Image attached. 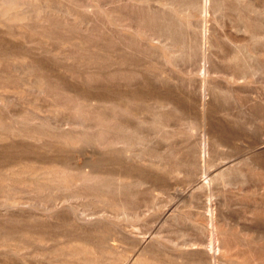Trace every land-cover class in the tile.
Listing matches in <instances>:
<instances>
[{
	"label": "rangeland",
	"instance_id": "374dc122",
	"mask_svg": "<svg viewBox=\"0 0 264 264\" xmlns=\"http://www.w3.org/2000/svg\"><path fill=\"white\" fill-rule=\"evenodd\" d=\"M0 13V264H264V0Z\"/></svg>",
	"mask_w": 264,
	"mask_h": 264
},
{
	"label": "bare ground",
	"instance_id": "6f19581e",
	"mask_svg": "<svg viewBox=\"0 0 264 264\" xmlns=\"http://www.w3.org/2000/svg\"><path fill=\"white\" fill-rule=\"evenodd\" d=\"M4 1H5V0H4ZM2 3H3V2H2ZM2 3H1V6H2ZM7 3H9V2L7 1ZM4 4H5V3H4ZM9 4H10V3H9ZM4 6H5V5H4ZM11 6H12V5H11ZM2 7H3V6H2ZM13 7H14V6H13ZM10 10H11V9H10ZM10 10H9V11H10ZM0 14H1V13H0ZM6 16H7V14H6ZM206 42H207V41H206ZM205 44H206V43H205ZM205 66H206V65H205ZM204 68H205V67H204ZM204 80H205V79H204ZM203 133H204V132H203ZM206 134H207V133H206ZM204 136H205V135H204ZM208 136H209V135H208ZM206 137H207V135H206ZM205 139H206V138H205ZM203 140H204V139H203ZM206 144H207V143H206ZM202 146H204V143H203ZM204 147H205V146H204ZM206 148H207V147H206ZM65 200H66V199H65ZM10 202H11V201H10ZM14 203H15V201H14ZM4 204H5V203H4ZM16 204H17V203H16ZM205 204H206V203H205ZM5 205H6V204H5ZM7 205H8V204H7ZM10 205H11V204H10ZM17 205H18V204H17ZM61 205H62V204H61ZM13 206H14V205H13ZM59 206H60V205H59ZM211 207H214V206H211ZM7 208H8V207H7ZM7 208H6V209H7ZM9 208H10V207H9ZM212 210H213V209H212ZM162 220H163V219H162ZM124 229H125V228H124ZM130 230H131V229H129V231H130ZM126 232H127V231H126ZM212 233H213V232H212ZM129 234H130V233H129ZM147 242H148V241H147ZM140 244H141V243H140ZM137 245H138V244H137ZM212 245H213V244H212ZM149 246H150V245H149ZM141 247H142V246H141ZM141 247H140V248H141ZM144 248H145V247H144ZM139 253H140V252H139ZM143 256H144V255H143ZM143 256H142V257H143ZM210 256H211V255H210ZM139 257L141 258V256H139ZM145 258H146V257H145ZM205 258H206V257H205ZM207 258H208V257H207ZM128 259H129V258H128ZM213 259H214L215 261H217V259H219V258L217 257V259H215V256H214ZM140 260H141V259H140ZM210 260H211V259L208 258V261H210ZM136 261H137V259H135V262H136ZM215 261H214V262H215ZM138 262H139V261H138ZM140 262H141V261H140ZM214 262H213V263H214ZM200 263H201V261H200ZM207 263H211V261H210V262H207ZM133 264H134V263H133ZM141 264H142V263H141Z\"/></svg>",
	"mask_w": 264,
	"mask_h": 264
}]
</instances>
